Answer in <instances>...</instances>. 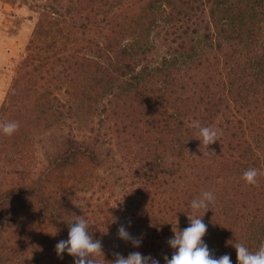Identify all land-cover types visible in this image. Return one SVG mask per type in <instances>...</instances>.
<instances>
[{"label": "trees", "instance_id": "16d2710c", "mask_svg": "<svg viewBox=\"0 0 264 264\" xmlns=\"http://www.w3.org/2000/svg\"><path fill=\"white\" fill-rule=\"evenodd\" d=\"M52 1L59 3L58 0ZM163 1L170 10L166 32L181 42V48L185 37L190 32L198 31L199 28L192 27L199 20L200 23L204 22L202 17L209 9L210 24L218 30L219 38L226 37L234 41L235 46H243L244 51L236 49L233 54L239 52L240 57L248 56L249 59L244 63L233 54H225L224 57L228 56L223 61L215 56L214 62L219 65L223 63V69L228 73L214 69V66L209 67L211 63L208 66L202 65L199 70L205 71L202 74L203 86H197V82L192 81L191 85L190 80L194 77L175 75L173 68L177 62H171L178 61L176 58L173 61L166 59L167 63H171L170 68L166 66L165 69L150 70L149 66H142V70L138 71L137 67L142 60L137 57L140 53L145 54L143 41L150 40L152 29L157 24V16L152 11L153 4L138 13L119 15L112 12L115 8L113 2L110 4L109 0H97L94 2L104 9L96 12L97 8H91V16L84 15L80 27L76 28H82L85 34L90 33L86 40L63 28L62 24H57L58 19L44 14L47 27L43 22L38 26L29 46L31 50L19 68L9 101L3 108L4 115L8 121L19 120L21 112L26 115L38 112L47 119L50 115L53 117L56 105L60 103L55 90L66 88L75 106H70L71 115L77 122L85 123L87 132L82 139L66 137L63 147L60 146L52 153L50 165L65 171L84 159L99 165L97 151L88 142V132L93 133L96 129L95 115L99 118L102 114L124 112L125 107L136 97L148 106L157 101L154 103L158 107L155 117L163 116L164 125H168L174 135L171 143L175 153L187 150V147L193 148V160L198 161L201 167L196 175L198 181L203 185L212 180L219 184L213 192L215 202L210 204L211 209L205 214L201 209L203 222L207 225L204 242L213 254L218 251L221 256L228 254L232 264H238L237 253L232 246L234 243L241 242L252 252L264 243V175L258 176L256 185H249L242 178L243 173L250 168L264 172V54L257 49H250L256 44L257 31L262 28L264 0ZM123 8L120 4V11ZM56 14L64 17L63 14ZM97 15H102L100 22L95 20ZM207 28L210 29L209 26ZM97 31V35L91 36V33ZM53 35L52 44H48L44 50L46 53L52 51L54 56L42 57L39 42H48L47 37ZM129 35L136 37L133 45L123 46V40ZM216 35L206 32L205 38L214 40ZM217 48L223 50L221 41L217 43ZM51 57L56 58V63L64 67L57 78L46 77L44 74L42 66ZM38 73L41 74L43 85H40ZM52 83H57L54 84L56 88L50 87ZM196 86L197 91H193ZM184 91L189 95L185 96ZM191 103L194 104L193 111ZM234 110L236 116L244 114L245 118H236L232 114ZM195 113L198 115L195 116ZM228 114L232 119L227 118ZM194 120L199 121L201 126L220 128L222 135L219 140L204 147L198 129L192 125ZM160 142L163 143L162 139L159 145ZM172 155L185 157L186 153ZM35 195L31 187H24L15 192L10 191L5 200L25 203L26 199ZM192 200L190 197L187 202H177L174 216H181L190 207ZM250 207L255 209L245 213L244 210ZM98 212L105 216L106 236L110 237L108 234H111L112 239L117 227L129 224L125 214L114 212L113 208L98 207ZM138 239L141 240L138 248L124 240L118 241L123 248L106 246V260L103 264L115 259L113 251L125 257L138 251L144 256L156 258L159 264H165V256L171 258L172 252L162 246L158 234L149 233ZM16 253L14 246H1L0 264L10 262L12 254Z\"/></svg>", "mask_w": 264, "mask_h": 264}, {"label": "rangeland", "instance_id": "374dc122", "mask_svg": "<svg viewBox=\"0 0 264 264\" xmlns=\"http://www.w3.org/2000/svg\"><path fill=\"white\" fill-rule=\"evenodd\" d=\"M94 1L58 0L59 3H54L52 0H0V121H8L3 108L9 101L19 68L31 50L29 46L38 26L43 22L47 27L44 14L58 19L57 24H62L63 28L86 40L90 33L86 35L82 28H76L80 27L84 15L91 16V8H97L96 12L104 9L99 8ZM109 2L115 5L112 12L119 15L138 13L153 4L152 11L157 16V24L152 29L150 40L143 41L145 54L140 53L137 57L142 60L137 67L138 71L142 70V66H149L150 70L165 69L171 63L177 62L173 68L177 77H194L190 83L197 82V86H203L202 74L205 71L199 70L202 65L208 66L211 63L209 67L214 66V69L227 74L223 63L219 65L214 62V57L217 56L223 61L234 50L244 49L243 46H235V42L226 37L219 38L218 30L210 24L209 9L202 17L204 22L200 23L199 20L192 27L199 28L198 31L190 32L181 48V42L166 32L170 10L163 0ZM120 4L124 7L123 11L119 9ZM56 13L63 14L64 17ZM97 18L95 20L100 22L102 15H97ZM261 26L257 31L256 44L250 49H257L264 54V21ZM206 32L217 35L214 40H206ZM95 34L98 31L91 33V36ZM135 38L134 35H129L123 40V46L133 45ZM47 39L48 42H39L42 57L53 54L52 51L46 53L44 49L52 44L54 35ZM220 41L222 51L217 48ZM225 54L228 55L224 57ZM234 57H240V53ZM174 58L178 61H173ZM240 58L244 63L249 59L248 56ZM166 59L173 62L167 63ZM44 65L42 67L46 77L57 78L64 69L53 57ZM37 77L40 85H43L41 74L38 73ZM54 84L57 83H52V89L56 88ZM197 86L193 91H197ZM55 95L60 103L56 105L53 117L50 115L47 119L38 112L35 115L21 112L19 120H16L20 124L18 131L11 136L0 132V247L5 244L17 249V253L12 254V260L6 264H74V258L67 252L62 254V258L59 257L55 246L58 241L68 238V224L77 216L87 220L93 237L101 240L106 260V246L121 248L118 243L121 239L116 232L118 227L114 231L113 239L111 234H108L110 237L106 236V219L99 214L98 207L113 208L114 212L125 214L129 222L126 225L127 231L135 238H143L149 233L158 234L162 246L173 254L175 250L168 244V240L174 236L173 230L187 228L189 216L203 214L201 210L193 213L187 207L181 216H174L177 202H187L190 197L200 198L203 192L213 193L219 186L213 180L205 185L198 181L196 175L201 167L198 161L193 160L194 149L186 146L187 150L175 153L171 143L174 135L169 126L164 125L163 116L155 117L158 107L154 103L157 101L148 106L142 103L141 98L136 97L125 107L124 112L102 114L99 118L94 116L96 129L93 133L88 132V142L97 151L99 165L84 159L65 171L55 169L50 165L52 153L60 146L63 147L66 137L82 139L87 132L85 123L77 122L71 115L70 106H74V103L66 88L56 89ZM184 95L189 94L184 91ZM232 114H236L235 110ZM245 116L243 114L236 118ZM229 117L231 118L228 114L227 118ZM161 139L163 143L160 142L159 145ZM185 153V157L172 155ZM24 187H31L36 195L26 199L25 203L5 200L10 191L15 192ZM177 199L179 200L176 201ZM252 208L245 209L244 212L255 209ZM202 239L204 241V237ZM219 253L215 252L213 255L219 258ZM98 259L101 264L105 262L103 257Z\"/></svg>", "mask_w": 264, "mask_h": 264}, {"label": "clouds", "instance_id": "9594fccd", "mask_svg": "<svg viewBox=\"0 0 264 264\" xmlns=\"http://www.w3.org/2000/svg\"><path fill=\"white\" fill-rule=\"evenodd\" d=\"M192 125L198 129L199 136L202 137L201 144L204 147L214 144L222 135V130L201 126L199 121H193ZM20 124L17 121H0V132L11 136L19 130ZM264 172L256 168H250L243 173V180L249 185H256L258 176ZM215 202L212 192L205 191L200 198L193 199L190 208L193 213L204 210V214L210 208V204ZM203 216H189V226L183 230H173L174 236L168 240L169 246L174 249L171 258L164 257L165 264H232L231 257L224 254L219 258L215 257L209 250L203 237L207 232V225L203 222ZM90 224L82 216H77L75 220L68 224V238L60 240L55 246V251L59 257L67 252L74 258V264H101L99 257H103V245L101 240L95 239L91 233ZM118 238L126 242H131L133 247H139L141 240L131 236L125 225H121L117 230ZM237 253L238 264H264V243H261L258 250L250 251L241 242L232 245ZM115 259L108 264H159V260L152 256H144L140 252L129 253L127 257L120 253H113Z\"/></svg>", "mask_w": 264, "mask_h": 264}]
</instances>
